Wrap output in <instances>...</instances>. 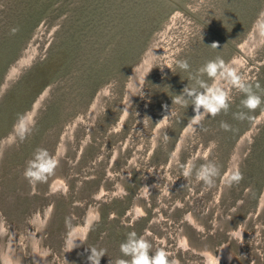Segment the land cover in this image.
Listing matches in <instances>:
<instances>
[{"label": "rangeland", "instance_id": "obj_1", "mask_svg": "<svg viewBox=\"0 0 264 264\" xmlns=\"http://www.w3.org/2000/svg\"><path fill=\"white\" fill-rule=\"evenodd\" d=\"M261 12L264 0H0V264H89L93 246L108 264L132 231L180 264H264V105L234 119L233 89L191 132L193 107L172 101L216 57L264 90ZM19 115L34 122L23 142ZM41 147L58 167L30 184ZM189 160L220 165L214 187L182 175ZM66 218L86 234L71 252Z\"/></svg>", "mask_w": 264, "mask_h": 264}, {"label": "clouds", "instance_id": "obj_2", "mask_svg": "<svg viewBox=\"0 0 264 264\" xmlns=\"http://www.w3.org/2000/svg\"><path fill=\"white\" fill-rule=\"evenodd\" d=\"M256 29L259 35L264 37V12L260 13V18L256 22ZM15 31L16 29L13 30V32ZM210 47L217 48L218 45L213 43ZM176 64L181 70L189 71L190 69L187 60H178ZM205 76L211 83L204 79ZM189 78L193 83L188 84L181 94L175 95L172 101L173 104L186 108L189 105L193 107L195 115L186 126V129L191 132H195L197 126H201L206 117H215L222 111L226 113L229 110L233 89L244 94V98L240 101L242 110L233 114L234 119L252 120L253 117L249 113L264 105V94H260L264 93V90L260 89V85L253 86L247 82L234 66L226 63L220 57L206 61L194 74L190 73ZM165 108L167 110V106ZM124 111L127 114L128 109H124ZM172 115L174 113L170 111V114L165 115L157 124H163ZM33 127L34 122H30L27 115H19L14 125L18 139L23 142ZM220 127L225 131L230 130V125L224 121H221ZM169 139L165 133L163 141L166 143ZM57 167L58 160L46 148H37L32 158L26 161L23 176L30 184H36L47 180L49 176L54 174ZM180 167L182 168V175L186 179L194 176L208 189L214 187L217 178L222 175L220 165L212 160L199 164V166L193 160H189ZM223 178L225 186L230 188L242 181L243 174L239 167H233L223 174ZM66 227L68 231L65 248L71 252L79 246L77 241L84 244L86 234L81 228L72 226L70 219L67 218ZM3 234L4 232L0 231V235ZM233 234H236V230L233 231ZM119 247L122 256L114 261L109 260L108 264H180V261L172 257L165 248H157L153 251L152 243L145 236H138L135 231L128 232ZM88 251H90V255L87 257L89 264H100L101 258L106 256L105 249H98L93 246L88 248ZM214 259L215 264H219V258L215 257ZM9 264H20V262L18 260L11 261V257H9Z\"/></svg>", "mask_w": 264, "mask_h": 264}, {"label": "water", "instance_id": "obj_3", "mask_svg": "<svg viewBox=\"0 0 264 264\" xmlns=\"http://www.w3.org/2000/svg\"><path fill=\"white\" fill-rule=\"evenodd\" d=\"M14 73H16V72H14ZM14 73H12V77L14 76ZM11 77V78H12ZM2 90H4V89H2ZM29 118H31V116H29ZM33 190V188H31V191ZM35 192V191H34Z\"/></svg>", "mask_w": 264, "mask_h": 264}, {"label": "bare ground", "instance_id": "obj_4", "mask_svg": "<svg viewBox=\"0 0 264 264\" xmlns=\"http://www.w3.org/2000/svg\"><path fill=\"white\" fill-rule=\"evenodd\" d=\"M35 247H36V245H35ZM43 253V252H42ZM9 259V258H8ZM12 261V260H11ZM8 262H9V260H8Z\"/></svg>", "mask_w": 264, "mask_h": 264}]
</instances>
